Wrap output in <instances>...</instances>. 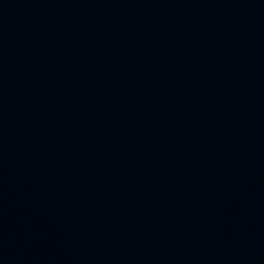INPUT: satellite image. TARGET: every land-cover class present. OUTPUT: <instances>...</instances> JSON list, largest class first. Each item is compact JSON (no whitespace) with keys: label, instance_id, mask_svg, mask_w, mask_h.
<instances>
[{"label":"water","instance_id":"obj_1","mask_svg":"<svg viewBox=\"0 0 264 264\" xmlns=\"http://www.w3.org/2000/svg\"><path fill=\"white\" fill-rule=\"evenodd\" d=\"M0 264H264V0H0Z\"/></svg>","mask_w":264,"mask_h":264}]
</instances>
